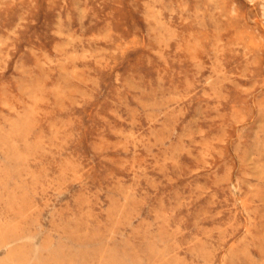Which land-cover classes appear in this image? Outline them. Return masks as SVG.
Returning a JSON list of instances; mask_svg holds the SVG:
<instances>
[{
  "label": "rangeland",
  "instance_id": "374dc122",
  "mask_svg": "<svg viewBox=\"0 0 264 264\" xmlns=\"http://www.w3.org/2000/svg\"><path fill=\"white\" fill-rule=\"evenodd\" d=\"M0 264H264V0H0Z\"/></svg>",
  "mask_w": 264,
  "mask_h": 264
}]
</instances>
